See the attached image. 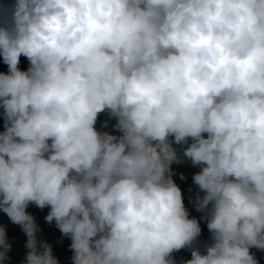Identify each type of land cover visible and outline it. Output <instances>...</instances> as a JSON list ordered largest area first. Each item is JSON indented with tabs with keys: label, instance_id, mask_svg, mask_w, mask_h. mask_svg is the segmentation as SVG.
I'll return each mask as SVG.
<instances>
[{
	"label": "clouds",
	"instance_id": "obj_1",
	"mask_svg": "<svg viewBox=\"0 0 264 264\" xmlns=\"http://www.w3.org/2000/svg\"><path fill=\"white\" fill-rule=\"evenodd\" d=\"M0 57V213L21 264H60L30 205L72 264H260L264 0H0ZM11 249L0 224V264Z\"/></svg>",
	"mask_w": 264,
	"mask_h": 264
},
{
	"label": "trees",
	"instance_id": "obj_2",
	"mask_svg": "<svg viewBox=\"0 0 264 264\" xmlns=\"http://www.w3.org/2000/svg\"><path fill=\"white\" fill-rule=\"evenodd\" d=\"M9 3L12 2V0H8ZM2 58V57H1ZM3 68L7 71V66L2 65ZM28 67V61L26 58L21 57V63L20 68L22 70H26ZM107 119V117L104 114H101L98 118V122L96 127L100 128V123ZM115 123V121H110V124ZM3 130V120L0 118V131ZM111 131V128L107 129ZM177 175L174 177L176 183L180 186L183 196H184V202L185 206L190 211V217H196L198 220L201 213L196 212L193 204L190 202L191 198H194L195 193L198 191L197 186L193 184L192 182V175L195 172L199 171V168H194L190 166V164H184V165H174ZM183 173L186 177L185 180L179 179V174ZM191 189V191L189 190ZM48 208H45L43 210L36 208L35 206H29L27 209L28 212H30L36 220V223L41 228V232L37 233V236L39 239H44L53 246V251L56 257H58L60 264H72L71 262V255L72 252L69 250V244L70 240L64 239L62 243H60L61 233L59 230H57L54 227V224L52 226L48 225L45 222V215L48 212ZM0 224H4L7 226V235L8 238L12 244V249L8 253V255L11 257V260L7 262V264H21L23 261L26 252L28 251L25 248L26 243V236L21 231L20 227L18 225L11 224L10 221H8L7 217L0 213ZM201 228H202V234L200 237V247L201 250H203V244L208 242L209 239V232L206 227V223L204 221H201ZM257 256V258L260 260V264H264V253L257 251L256 249H252ZM174 256L177 260V264H180V261L190 259L191 253L189 250L182 249L179 252L174 253Z\"/></svg>",
	"mask_w": 264,
	"mask_h": 264
},
{
	"label": "built area",
	"instance_id": "obj_3",
	"mask_svg": "<svg viewBox=\"0 0 264 264\" xmlns=\"http://www.w3.org/2000/svg\"><path fill=\"white\" fill-rule=\"evenodd\" d=\"M2 58L0 57V71L6 72V70L3 68Z\"/></svg>",
	"mask_w": 264,
	"mask_h": 264
}]
</instances>
